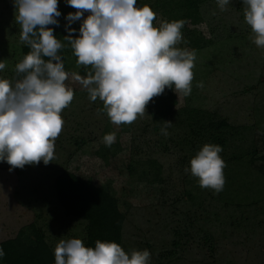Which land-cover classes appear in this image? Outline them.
<instances>
[{
  "label": "rangeland",
  "instance_id": "374dc122",
  "mask_svg": "<svg viewBox=\"0 0 264 264\" xmlns=\"http://www.w3.org/2000/svg\"><path fill=\"white\" fill-rule=\"evenodd\" d=\"M166 1L136 0V6H149L158 27L169 21L166 6H161ZM58 10L61 26L76 11L66 0H58ZM15 15L13 0H0V60L6 64L0 78L11 81L23 58ZM80 23L70 25L76 29L73 36L79 35ZM185 26L192 31L182 35L187 43L177 47L195 50L194 79L189 96L176 93L175 111L204 110L234 128L228 130L227 146L220 153L226 163L223 190L202 188L185 171L193 158L191 144L198 138L179 126L180 114L164 119L156 108L153 121L146 107L145 115L131 124L111 123L106 112L97 111L103 102L91 101L71 77L86 76L91 66L80 73L70 46L64 47L70 66L65 84L74 98L61 112L64 124L55 140V159L12 171L0 161V242L34 224L52 251L60 239L84 243L86 223L66 216L55 196V178L70 170L118 198L124 214L121 247L129 253L147 249L150 264H264V48L250 39L242 0H230L224 10L217 0H201L197 20L189 19ZM195 42L200 47L191 49ZM162 121L172 122L167 136L161 134ZM112 132L115 143L106 147L103 137Z\"/></svg>",
  "mask_w": 264,
  "mask_h": 264
},
{
  "label": "clouds",
  "instance_id": "9594fccd",
  "mask_svg": "<svg viewBox=\"0 0 264 264\" xmlns=\"http://www.w3.org/2000/svg\"><path fill=\"white\" fill-rule=\"evenodd\" d=\"M221 10L230 0H217ZM15 20L20 26V43L30 51L15 65V81L0 78V161L14 168L47 165L53 159L55 140L64 121L61 112L74 98L65 84V71L59 50L69 47L77 57V66H91L82 77H71L86 90L89 99L103 102L111 123L131 124L145 115L154 97L171 88L184 97L191 94L196 59L195 50L177 47L183 40V20H162L153 26L156 13L147 5L138 8L136 0H66L76 11L65 19L68 35L63 44L49 25L59 26L58 0H13ZM245 22L250 26L252 42L264 48V0H242ZM88 13L85 17L84 14ZM81 21L79 35L70 27ZM6 64L0 60V70ZM197 87L203 88V82ZM161 134L167 136L170 121H162ZM114 132L105 134L103 143H115ZM222 147L204 144L190 159L191 175L199 186L216 193L223 190L225 161ZM55 264H150L147 250L126 252L118 243L96 240L86 247L79 238L60 239L53 250ZM5 252L0 247V259Z\"/></svg>",
  "mask_w": 264,
  "mask_h": 264
},
{
  "label": "trees",
  "instance_id": "16d2710c",
  "mask_svg": "<svg viewBox=\"0 0 264 264\" xmlns=\"http://www.w3.org/2000/svg\"><path fill=\"white\" fill-rule=\"evenodd\" d=\"M201 0H168L161 6H166L165 10L169 13V21H176L178 18L184 21L182 35L187 36L192 30H185L187 21L197 20L198 6ZM176 16H178L176 18ZM53 28L54 35L63 43L65 33L64 27L59 24L49 25ZM198 30V29H194ZM186 32V33H185ZM200 31L198 30V33ZM202 36L207 35L201 31ZM200 46L195 42L191 49H197ZM30 51V47L22 44L21 52L24 57ZM58 55L62 57L65 71L68 72L70 66L68 59L63 51L59 50ZM77 59V57H75ZM91 69V68H90ZM88 69V71H90ZM87 70L85 66H80L79 72L84 73ZM16 79H18L16 75ZM177 97L174 90L165 88L162 95L154 97L146 106L149 114L156 116V108L162 111L161 118H168L173 114H180L177 119L179 126L186 127L189 136L197 137L191 144L192 157L201 149L204 144L219 145L224 150L227 146L226 135L228 130L234 129L226 121L216 119L212 114L197 108H181L175 111ZM176 119V118H175ZM155 120V121H156ZM157 128V122H153ZM201 142L200 146H196ZM223 153V152H222ZM220 156H222L219 153ZM191 159V157H190ZM130 165L127 166L129 168ZM157 179V178H156ZM55 196L62 207L64 214L76 220L85 222L86 237L84 244L86 247H94L96 240L112 241L121 246V230L124 221V214L120 210L119 200L110 190L101 185L92 182V179L83 177L73 171L64 170L54 181ZM159 189V188H158ZM5 256L0 259V264H55L54 253L45 241L43 233L38 230L34 224H30L19 230L14 238L0 242Z\"/></svg>",
  "mask_w": 264,
  "mask_h": 264
}]
</instances>
